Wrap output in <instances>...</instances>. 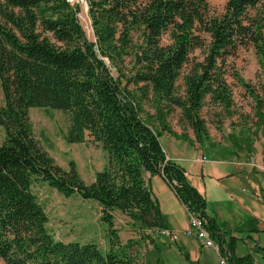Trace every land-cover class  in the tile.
Wrapping results in <instances>:
<instances>
[{
	"label": "trees",
	"instance_id": "trees-1",
	"mask_svg": "<svg viewBox=\"0 0 264 264\" xmlns=\"http://www.w3.org/2000/svg\"><path fill=\"white\" fill-rule=\"evenodd\" d=\"M86 1L95 41L79 20L80 6L70 0H0V126L5 132L0 144V260L138 264L94 243L57 240L33 186L46 183L66 198L94 200L109 232L118 210L133 226L149 231L144 238L156 246V236L168 227L145 179L149 173L162 176L187 212L203 220L228 264H256L252 254L237 253L239 238L208 214L206 199L188 181L186 170L168 158L150 120L193 145L167 123L179 109L204 143L205 106L233 114L231 77L253 100L255 129L264 128V0H227L219 15L211 14L209 0ZM82 20L86 23L84 14ZM241 49H253L257 56L255 85L231 63ZM145 105L154 110L149 122L143 117ZM32 108L70 114L68 143H83L89 133L101 144L107 164L94 182L86 184L74 162L68 170L59 166L40 145ZM253 225V220L247 224L248 237L259 231Z\"/></svg>",
	"mask_w": 264,
	"mask_h": 264
},
{
	"label": "rangeland",
	"instance_id": "rangeland-1",
	"mask_svg": "<svg viewBox=\"0 0 264 264\" xmlns=\"http://www.w3.org/2000/svg\"><path fill=\"white\" fill-rule=\"evenodd\" d=\"M70 1L80 6L79 20L88 39L95 41L88 15L87 1ZM209 2L211 14L219 15L223 13L227 0H209ZM82 14H84L86 23L82 20ZM90 30L92 33L89 32ZM231 63L235 65L236 71L248 83L255 85L258 82L260 66L253 49H241L237 57L231 59ZM229 82L233 86L235 97L233 114L229 116L223 113L221 109L205 106L201 116L206 122L208 138H203L204 143H200L194 131L186 122H183L179 109L168 117L167 123L175 134L188 136L193 145L162 130L156 119L150 120L152 128L157 133H161L160 141L167 155L174 158L172 160H175L187 171L188 181L192 185L195 184L193 186L199 192V188L204 191L211 187V178L202 177V174L209 172L210 167L224 169L225 172H236L238 171L236 162L232 165L225 163L235 160L246 164L248 162V167L252 169L250 164L259 161L260 152L264 150V128L255 129L252 120L254 116L252 98L236 80L230 77ZM3 103L4 98L0 84V107L3 106ZM153 115L154 110L149 105H145L143 117L149 122V117ZM30 120L36 139L59 166L68 170L70 163L74 162L86 184L94 182L96 173L102 171L107 164V153L101 144L97 143L89 133L86 134L83 143H68L66 136L71 126V115L68 113L48 108H32ZM4 139L5 132L0 126V144L3 143ZM234 152L235 156L232 155ZM197 158L204 160L205 165L195 164ZM221 160L225 161L219 162ZM246 164L244 165L247 166ZM250 173L244 174L243 178L235 183L237 190L242 191L245 188L247 193L254 191L250 186L254 181H257L258 177L256 172ZM225 186L227 185L225 184ZM154 188L159 190L157 186ZM33 191L48 214V227L57 240L66 243L72 241L83 244L94 243L105 252L111 250L116 255L129 258L138 264H220L219 254L214 248H203L195 235H186L185 231L180 229L179 226L185 227L187 222L189 223V214L177 200L172 190L173 193L170 190L169 192L159 191L164 206L165 219L172 228L176 240L173 235L165 232V234L156 236V246L150 242L149 238H144V235L149 231L144 233L139 227L133 226L132 221L130 226L126 222L128 220L126 219L127 215L120 211L115 212V229L113 232H109L107 225L102 222L101 207L94 200H83L79 196L66 198L46 183L35 184ZM216 192L218 191L214 190V193ZM251 220L245 223L248 224ZM173 221L172 227L170 223ZM176 221L180 225H175L177 224ZM247 224L235 232H226L239 238L237 250L240 256L250 253L253 255L256 264L259 262L264 264L263 255L259 254V243L252 239L254 233H250L251 236L248 237L249 233L245 231V227L249 228ZM254 226L256 224L251 228ZM263 241L264 237L261 238L260 245L263 244ZM180 245L185 246L189 260L180 251ZM0 264L5 263L0 260Z\"/></svg>",
	"mask_w": 264,
	"mask_h": 264
},
{
	"label": "crops",
	"instance_id": "crops-1",
	"mask_svg": "<svg viewBox=\"0 0 264 264\" xmlns=\"http://www.w3.org/2000/svg\"><path fill=\"white\" fill-rule=\"evenodd\" d=\"M253 147L255 148L254 144ZM228 150L231 151V149ZM232 155L235 156V152L232 153ZM168 158L174 159L169 156ZM258 159L259 161H255L253 159L255 163L250 164L253 167L252 169L248 167V162L246 164L241 161L237 162L235 160H230V162L226 161L225 163L231 165L236 162L238 166V171L236 172H225L224 169H215L210 167L208 169L209 172H207V174H202V177L208 176L211 178V187L206 188L204 191L201 188H198L200 190V193L205 197L207 201L208 214L216 219L222 230L235 232V230H238L241 226L246 225L247 223L245 222H248L250 219H252L254 221V225L256 224L255 227L259 230L257 233L252 234V239L259 243V248L264 249V241L263 244L260 245L261 238L264 237V150L260 152ZM223 161L225 160H221L219 162ZM195 164H199L202 166L205 165L204 160H199V158L195 160ZM244 164H246L247 166H245ZM253 171L256 172V175L258 177L257 181H254L250 186L254 191H249L247 193V190L245 188L242 191L237 190L235 188V183L239 182V180L243 178L244 174H251L250 172ZM186 174L188 175L187 171ZM145 179L149 183V187L152 191L153 197L160 205L165 224L168 227V231H170V233H172L174 237L173 230L165 219L164 206L160 196V191L169 192V190L171 191V189L169 188L163 177L160 175H151L149 173H146ZM225 184L227 186H225ZM193 185L195 186V184ZM155 186H157L160 191L154 188ZM214 190H217L218 192L214 193ZM182 207L186 210L183 205ZM126 219H128L126 222L131 226V220L127 216ZM190 220L191 216L189 215V223ZM176 223L177 224L175 225H180L178 221H176ZM189 223L187 222V225L185 227L179 226L180 229L186 231L189 228ZM170 224L173 227L174 221ZM179 227L177 228L179 229ZM249 230L250 228L245 227L246 232H249ZM174 239L176 240L175 237ZM180 246L183 247V249L186 251L185 246ZM259 254L263 255L264 259V251L260 250ZM259 264L261 263L259 262Z\"/></svg>",
	"mask_w": 264,
	"mask_h": 264
},
{
	"label": "built area",
	"instance_id": "built-area-1",
	"mask_svg": "<svg viewBox=\"0 0 264 264\" xmlns=\"http://www.w3.org/2000/svg\"><path fill=\"white\" fill-rule=\"evenodd\" d=\"M165 232L172 235V233H170V231H163L162 233L165 234ZM185 234L186 235H195V237L201 242V245L204 248H214L219 254L218 245L211 238L210 233L204 227V222L202 219L195 218V217L191 216L189 228L185 231ZM219 257H220V264H228L226 257H222L220 254H219Z\"/></svg>",
	"mask_w": 264,
	"mask_h": 264
}]
</instances>
